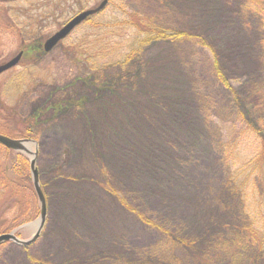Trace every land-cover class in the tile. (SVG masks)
<instances>
[{
	"label": "rangeland",
	"instance_id": "obj_1",
	"mask_svg": "<svg viewBox=\"0 0 264 264\" xmlns=\"http://www.w3.org/2000/svg\"><path fill=\"white\" fill-rule=\"evenodd\" d=\"M101 1L3 0L0 61L14 59L37 31L52 35ZM110 1L93 24L81 23L41 60L26 53L0 76V135L27 139L28 126L35 136L46 201L39 238L25 250L0 246V264H264L243 233L247 213L261 202L264 212L262 185L250 188L247 212L238 194L231 199L229 182L233 175L243 181L239 167L252 161L264 136L261 23L242 17L236 0ZM119 8L203 37L214 54L188 40L152 42L130 68L122 66L117 62L140 37L116 27ZM212 55L228 88L215 76ZM93 68L101 79L87 76ZM50 100L70 104L58 116L42 114L39 126L26 120ZM7 154L0 145L2 158ZM26 196L29 224L39 205L30 190ZM31 235L23 228L16 236Z\"/></svg>",
	"mask_w": 264,
	"mask_h": 264
},
{
	"label": "trees",
	"instance_id": "obj_2",
	"mask_svg": "<svg viewBox=\"0 0 264 264\" xmlns=\"http://www.w3.org/2000/svg\"><path fill=\"white\" fill-rule=\"evenodd\" d=\"M237 1V10L241 14L242 17L244 16L245 19L247 18H254L253 16L258 18L259 22L261 23V26L264 29V0H236ZM112 1H108L107 6ZM230 3V1H228ZM104 9V10H105ZM216 9V8H214ZM103 10V11H104ZM120 12L123 15V20L121 22L116 23V27H128L130 29H134L136 33L139 35V39H137L136 46L137 48L131 49L126 55L123 56L121 61L117 62L118 64L122 66H128V68L131 67L132 62L135 60H138L140 58V51L142 48L152 42H162V41H181V40H188L189 42H193L196 45H201L205 49H208L211 54H214V47L210 45L209 41H204L203 37L188 34L186 32L182 31H169L166 30V26H159L157 25L152 19L149 18H143L141 15H137L136 13H127L122 8H119ZM101 11L100 13H102ZM99 14V13H98ZM96 14V15H98ZM94 15V16H96ZM88 18L84 23H91L93 24L92 18ZM204 39V40H203ZM207 50V51H208ZM27 53V52H26ZM213 56V55H212ZM213 70L216 74L217 80L223 84L224 87L228 88L227 79L224 77L223 72H221L219 68L218 61L215 59V56H213ZM96 77L101 75L100 71L96 68H93L90 70V72H87V76ZM264 78V73H263ZM91 79V81H92ZM101 79V77L99 78ZM94 81V80H93ZM44 103L46 105V108H44V112H40L38 115L35 114L34 117L29 116L28 122L36 123L39 126V119L41 115L43 116H49V113L52 117L58 116L62 113L64 110L65 104H70L69 102L63 100H50L49 102ZM24 122V121H23ZM28 124L27 121L25 122V125ZM27 126V125H26ZM35 128V127H33ZM32 128V131L34 132L35 129ZM254 130V129H253ZM13 131V130H12ZM24 138L35 140V136L32 134L31 131L27 128H24ZM261 131L254 130L255 135L261 134L259 133ZM263 134V133H262ZM12 138V137H11ZM260 144L258 146V149L256 150V154L252 161H247L244 163L243 166L240 168V174L241 179L243 180L241 183L237 181H233L234 175L232 177V180H229L231 185V199L232 194L239 195L241 198V201H243V209L244 211L249 212V210H246L245 208V202L246 206L248 207V202L250 201L248 193L251 191L257 192L258 189V183H260L261 188L264 190V136L261 137ZM2 147V146H1ZM8 154L5 158H2L0 155V235L10 233L12 231H15L22 225L26 224L28 221L25 220V217H27L28 214H30V210L28 207H23L24 198L26 202H28L29 198L26 196L27 192L30 190L32 197L37 201L34 189L32 186V182L30 180V175L27 172L28 161L26 157L20 153H16L14 151L8 150L4 147H2ZM9 154L12 155V158L9 157ZM25 165V166H24ZM26 170V172H24ZM237 173V172H235ZM239 178V176H237ZM249 185L251 187H249ZM236 197V196H235ZM12 206H14L13 211H11ZM15 206H18L17 212L15 210ZM27 206V205H26ZM124 206L128 209L129 213L135 214L140 221H142L144 224L148 226H152L155 229L158 227L154 226L152 222H150L146 217H144L141 214H137L136 211L128 205ZM262 202L259 204V208L256 213H247L248 215V225L243 229V233H245V238L249 240L250 243L256 242L258 245L261 253H264V212L261 210ZM259 212V213H258ZM256 215H260L262 219L256 218ZM253 216V218L251 217ZM260 220V221H259ZM24 221V222H23ZM160 231L163 233L164 238L166 240L173 241L172 237L168 234L167 231H163L160 229ZM19 230L16 232V235L18 236ZM25 250L26 248H22Z\"/></svg>",
	"mask_w": 264,
	"mask_h": 264
},
{
	"label": "water",
	"instance_id": "obj_3",
	"mask_svg": "<svg viewBox=\"0 0 264 264\" xmlns=\"http://www.w3.org/2000/svg\"><path fill=\"white\" fill-rule=\"evenodd\" d=\"M109 0H102L96 7L80 12L71 18L65 25H63L57 32H55L44 43V51H51L60 41L64 40L77 26L86 21L88 18L100 13L105 9ZM20 55H17L9 62L0 65V74L14 67L19 61ZM0 145L17 153L26 156L29 164V172L31 177L32 186L39 205V215L33 222L22 225L20 228L10 233L0 235V246L11 242L21 247H28L33 244L40 236L46 219V201L43 191L40 186L38 172L36 169V156L37 153L32 151L36 149V142L30 139H12L0 135ZM23 228H31L32 235L26 240L19 239L15 233Z\"/></svg>",
	"mask_w": 264,
	"mask_h": 264
},
{
	"label": "flooded vegetation",
	"instance_id": "obj_4",
	"mask_svg": "<svg viewBox=\"0 0 264 264\" xmlns=\"http://www.w3.org/2000/svg\"><path fill=\"white\" fill-rule=\"evenodd\" d=\"M2 2H3V0H0V17H1V19H2V10L3 9H1V6H2ZM45 5H48V4H44L43 6L45 7ZM49 6V5H48ZM47 8V7H46ZM80 13V12H79ZM79 13H77V14H79ZM13 14H15V15H18L17 14V12H13ZM76 14V15H77ZM76 15H74V16H76ZM73 16V17H74ZM72 17V18H73ZM32 19H33V21H35L36 23H38V21L39 20H44V18L43 17H38L37 19H34V17H31ZM70 20V19H69ZM68 20V21H69ZM68 21H66L63 25H65ZM62 25V26H63ZM61 26V27H62ZM61 27H59L58 29H57V31L61 28ZM79 27V26H78ZM77 27V28H78ZM16 28V27H15ZM77 28H75V29H77ZM11 29H14V27L13 28H11ZM27 29H34V25H31V26H28V28ZM75 29L73 30V31H75ZM15 30V29H14ZM57 31H55V32H57ZM16 32V31H15ZM54 32V33H55ZM0 33H1V28H0ZM17 33V32H16ZM37 34H38V31L36 32ZM53 33V34H54ZM37 34H36V36H37ZM52 34V35H53ZM52 35H49V36H38V37H36V36H33L32 38H30V39H28L27 41H25V42H23V41H21L20 42V44L22 45V47H21V49H19V52H18V54L17 55H20L21 56V59L22 58H26L27 57V54H29V55H33L34 57V59H38V60H41V58L42 57H45L48 53H50L54 48H56V47H60L61 46V44L70 36H68L66 39H64L63 41H61V42H59L58 44H57V46L56 47H54L51 51H49V52H45L44 51V43H45V41L48 39V38H50ZM25 44H27V45H25ZM26 52H27V54H26ZM33 58H32V60H33ZM28 60H29V58H28ZM3 64H5L4 63V61H0V65H3ZM8 72V71H7ZM5 73V72H4ZM3 74V73H2ZM0 76H1V74H0Z\"/></svg>",
	"mask_w": 264,
	"mask_h": 264
},
{
	"label": "bare ground",
	"instance_id": "obj_5",
	"mask_svg": "<svg viewBox=\"0 0 264 264\" xmlns=\"http://www.w3.org/2000/svg\"><path fill=\"white\" fill-rule=\"evenodd\" d=\"M44 49V48H43Z\"/></svg>",
	"mask_w": 264,
	"mask_h": 264
}]
</instances>
